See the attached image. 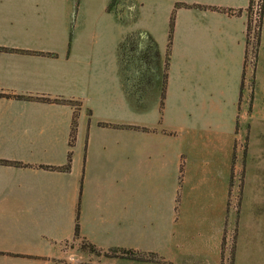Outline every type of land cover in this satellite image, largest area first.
<instances>
[{
  "label": "crops",
  "instance_id": "crops-1",
  "mask_svg": "<svg viewBox=\"0 0 264 264\" xmlns=\"http://www.w3.org/2000/svg\"><path fill=\"white\" fill-rule=\"evenodd\" d=\"M249 1L0 0V264H264L218 211L264 121Z\"/></svg>",
  "mask_w": 264,
  "mask_h": 264
},
{
  "label": "rangeland",
  "instance_id": "rangeland-1",
  "mask_svg": "<svg viewBox=\"0 0 264 264\" xmlns=\"http://www.w3.org/2000/svg\"><path fill=\"white\" fill-rule=\"evenodd\" d=\"M232 148V152L222 153L230 169L225 175V185L220 187V195L225 200L224 207L220 203L218 211L225 215L226 220L247 217L248 221H252V232L264 233V223H257L264 220V121L253 119L252 127L241 125ZM212 193L215 192H210V195ZM212 199L205 209L214 211L217 202ZM212 214L207 212V215ZM239 227L244 229L241 221Z\"/></svg>",
  "mask_w": 264,
  "mask_h": 264
},
{
  "label": "built area",
  "instance_id": "built-area-1",
  "mask_svg": "<svg viewBox=\"0 0 264 264\" xmlns=\"http://www.w3.org/2000/svg\"><path fill=\"white\" fill-rule=\"evenodd\" d=\"M264 0H250L245 31L244 71L254 69L261 27Z\"/></svg>",
  "mask_w": 264,
  "mask_h": 264
},
{
  "label": "trees",
  "instance_id": "trees-1",
  "mask_svg": "<svg viewBox=\"0 0 264 264\" xmlns=\"http://www.w3.org/2000/svg\"><path fill=\"white\" fill-rule=\"evenodd\" d=\"M172 21H173V20H171V26H172ZM44 101H49V100H44ZM77 227H78V226L76 225V227H75V232H76V233H77V231H78V230H77ZM129 254H132V253L129 252Z\"/></svg>",
  "mask_w": 264,
  "mask_h": 264
}]
</instances>
